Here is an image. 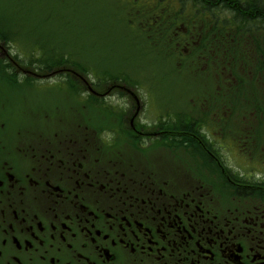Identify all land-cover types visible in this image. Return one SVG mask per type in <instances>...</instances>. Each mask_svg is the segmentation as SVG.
Returning <instances> with one entry per match:
<instances>
[{
	"label": "flooded vegetation",
	"instance_id": "obj_1",
	"mask_svg": "<svg viewBox=\"0 0 264 264\" xmlns=\"http://www.w3.org/2000/svg\"><path fill=\"white\" fill-rule=\"evenodd\" d=\"M203 30L183 29L178 65L191 72L213 63L217 81L206 67L199 81L216 89L183 109L159 91L97 92L99 80L83 83L84 97L103 101L112 120L105 139L96 131L101 143L88 126L85 134L73 123L64 131L49 116L28 128L27 115L0 94V264H264V158L241 155L235 123L223 121L231 90L221 89L219 56H194ZM51 66L43 54L20 82L49 79L61 88L78 78L39 73ZM156 101L167 110L157 111ZM120 134L161 158L104 156Z\"/></svg>",
	"mask_w": 264,
	"mask_h": 264
},
{
	"label": "rangeland",
	"instance_id": "obj_2",
	"mask_svg": "<svg viewBox=\"0 0 264 264\" xmlns=\"http://www.w3.org/2000/svg\"><path fill=\"white\" fill-rule=\"evenodd\" d=\"M125 1L0 0V48L7 49L11 60L5 65L9 60L5 55L0 56V73L3 75L0 74V94L9 102L10 110L13 107L15 113L20 111L27 115L28 128L36 127L49 116V121L62 123L64 131H70L66 126L73 123L79 133L85 134L88 126L94 139L101 143L96 131L99 137L103 135L110 127L106 122L112 123V120L103 108V101L97 97L89 101L84 97L83 83L93 80H99L95 87L97 92L104 86L113 88L117 85L129 90H149L155 96L159 91L177 110L183 109L190 98L199 99L203 90L216 89V85L206 87L199 81H202L200 70L204 67L211 68L208 78L217 81V68L213 63L210 67L207 62L197 63L194 65L197 69L190 72L189 66L178 65L182 58L180 50L145 47L138 32L124 20ZM202 53L195 57H202ZM43 54L52 66L49 71L39 72L41 75L74 73L78 78L69 77L61 88L59 83L47 82L49 79L27 77L29 81L20 82L19 75L24 69L34 73L32 66L39 64ZM220 67L221 89L231 90L225 97L228 102L223 105V121L235 123L236 134L231 137L242 139L241 155L252 153L255 160L262 159L264 98L247 83L241 90L236 88L239 82L225 70L222 62ZM155 107L160 112L167 110L158 101ZM244 124L245 127L252 124L253 128L247 131ZM225 133L231 134L226 130ZM120 136L117 147H104L107 150L104 156L129 159L137 154L148 163L161 158L155 149L153 152L143 150L136 141L124 140L123 134Z\"/></svg>",
	"mask_w": 264,
	"mask_h": 264
},
{
	"label": "trees",
	"instance_id": "obj_3",
	"mask_svg": "<svg viewBox=\"0 0 264 264\" xmlns=\"http://www.w3.org/2000/svg\"><path fill=\"white\" fill-rule=\"evenodd\" d=\"M123 9L145 47L179 51L183 29L206 27L200 33L202 57L220 55L239 82L236 88L247 83L264 98V0H126Z\"/></svg>",
	"mask_w": 264,
	"mask_h": 264
}]
</instances>
